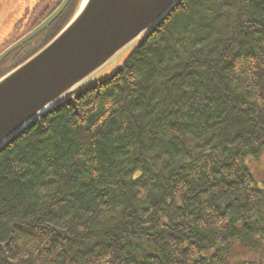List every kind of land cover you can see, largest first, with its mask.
Instances as JSON below:
<instances>
[{
  "label": "trees",
  "instance_id": "1",
  "mask_svg": "<svg viewBox=\"0 0 264 264\" xmlns=\"http://www.w3.org/2000/svg\"><path fill=\"white\" fill-rule=\"evenodd\" d=\"M261 159L264 0H181L0 149V264H264Z\"/></svg>",
  "mask_w": 264,
  "mask_h": 264
},
{
  "label": "water",
  "instance_id": "2",
  "mask_svg": "<svg viewBox=\"0 0 264 264\" xmlns=\"http://www.w3.org/2000/svg\"><path fill=\"white\" fill-rule=\"evenodd\" d=\"M71 0L0 54V61L55 20ZM181 0H81L55 37L0 77V149L41 114L127 55Z\"/></svg>",
  "mask_w": 264,
  "mask_h": 264
},
{
  "label": "flooded vegetation",
  "instance_id": "3",
  "mask_svg": "<svg viewBox=\"0 0 264 264\" xmlns=\"http://www.w3.org/2000/svg\"><path fill=\"white\" fill-rule=\"evenodd\" d=\"M62 1L63 0H37L33 7L25 9L26 13H24L23 17L18 19L14 24L13 34L11 35L9 44L0 50V54L38 27L59 7ZM75 2L76 0H71L59 16L48 26L38 32L30 40L26 41L25 44L23 43L19 45L8 53L0 61V77L19 66L51 41L69 21L65 14L67 11L70 13L73 11ZM59 19V23L52 27L51 25ZM65 20L66 22H63ZM62 23H64V25H61Z\"/></svg>",
  "mask_w": 264,
  "mask_h": 264
},
{
  "label": "rangeland",
  "instance_id": "4",
  "mask_svg": "<svg viewBox=\"0 0 264 264\" xmlns=\"http://www.w3.org/2000/svg\"><path fill=\"white\" fill-rule=\"evenodd\" d=\"M36 1L37 0H0V50L9 44L15 22L22 18L24 13H26L25 9L33 7ZM80 1L81 0H76L73 11L70 13L71 17L77 10ZM125 56H120L114 65L100 71L96 79L110 75L122 63ZM253 170L258 174L260 179L264 180V159L257 162Z\"/></svg>",
  "mask_w": 264,
  "mask_h": 264
}]
</instances>
